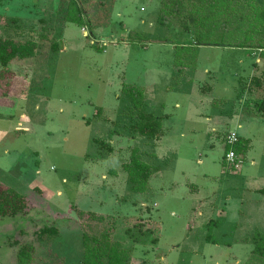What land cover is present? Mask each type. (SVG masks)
Here are the masks:
<instances>
[{
    "label": "rangeland",
    "instance_id": "obj_1",
    "mask_svg": "<svg viewBox=\"0 0 264 264\" xmlns=\"http://www.w3.org/2000/svg\"><path fill=\"white\" fill-rule=\"evenodd\" d=\"M76 1L83 27L65 21L69 0H0V13L7 4V16L16 19L0 23L1 34L38 43L33 57L10 66L16 96L0 105V184L28 204L25 213L0 217V254L16 264L18 248L8 243L16 240L33 244L34 264H82L83 233L108 232L111 242L134 248L131 264H264L244 242L254 231L264 234V194L255 192L264 189V118L241 170L221 165L227 133H242L229 122L231 114L241 106L245 119L247 95L264 100L259 50L181 48L190 35L175 21L169 28L157 24L160 0ZM179 57L191 65L178 69ZM125 84L143 90L147 110L163 118L162 131L191 106L226 125L196 127V135L186 123L190 134L178 143L177 160L162 157L168 133L158 144L142 138L114 144L106 155L95 141L121 140L113 132L133 122ZM133 147L160 168L144 194L128 191L121 167ZM181 170L199 186L197 197L182 193ZM172 182L182 186L172 191ZM140 225L154 242L133 244L126 231ZM44 227L59 235L40 241Z\"/></svg>",
    "mask_w": 264,
    "mask_h": 264
},
{
    "label": "trees",
    "instance_id": "obj_2",
    "mask_svg": "<svg viewBox=\"0 0 264 264\" xmlns=\"http://www.w3.org/2000/svg\"><path fill=\"white\" fill-rule=\"evenodd\" d=\"M70 8L65 15V21L80 25L87 24L82 20V9L76 0H69ZM15 22V18L0 16V23L7 25ZM177 22L184 34H189V44L199 47H218L232 49L255 48L264 57V5L247 0H160L157 14V24L169 28L171 22ZM89 25V22H88ZM168 43V42H167ZM54 47V45H52ZM38 43L35 39L18 40L4 37L0 32V99L4 100L1 106H9L10 99L16 96L12 92L15 75L10 66L15 61L31 58L35 55ZM182 51L181 53H184ZM198 52L193 53L196 57ZM180 54V53H179ZM180 58V57H179ZM176 62L178 67L191 65L192 60ZM121 92L131 106L127 116L133 122L129 123L126 131L145 137L148 141L156 140L162 133V118L155 116L147 110V101L143 90L136 85L125 84ZM254 111L264 118V100L254 102ZM100 110L97 111V115ZM97 145L106 148V155L112 153L113 148L105 141L96 140ZM248 146L239 138L235 147L237 154L245 159ZM222 164L225 166L224 160ZM122 171L126 174L128 191L135 194H144L148 189L149 180L158 170L156 166L143 161L142 153L137 147L130 150L126 161L121 164ZM264 194V189L258 191ZM27 200L15 190L0 184V217H14L27 211ZM131 241L140 245L151 239L152 232L140 226L126 231ZM59 235L55 227H44L37 233L38 239H51ZM249 242L252 244V256L264 257V234L254 231ZM11 245L18 247L17 264H34L35 248L31 243L21 244L16 240L10 241ZM82 264H131L134 248L122 247L110 241L108 232L101 235H82Z\"/></svg>",
    "mask_w": 264,
    "mask_h": 264
},
{
    "label": "crops",
    "instance_id": "obj_3",
    "mask_svg": "<svg viewBox=\"0 0 264 264\" xmlns=\"http://www.w3.org/2000/svg\"><path fill=\"white\" fill-rule=\"evenodd\" d=\"M9 5H7V4H5L4 5V9H3V13H0V16H4V17H6V18H12L11 17V13L10 14H8V16H7V11H8V7ZM11 6V5H10ZM10 11H11V8L9 9ZM4 26H6V25H4ZM197 55H198V53H197ZM197 59V58H196ZM178 69H185L186 67H178V66H176ZM196 67V66H195ZM210 86V85H209ZM209 91H212V87L210 86V88L208 89V91H206V92H209ZM202 92V91H201ZM202 93H204V92H202ZM247 93V92H246ZM241 96H243V95H240V99H242V97ZM243 100H244V104L245 103H247L248 101H249V105H248V107L249 108H246V109H248L247 111L245 110V107H243L242 109H243V111L242 112H245L246 114V117H244L245 119L247 118L248 120L250 119V121L249 122H247V124L245 125V126H242V124H241V121H244V120H242V116H240V114H239V111L241 110V106L239 107V110H237V112H233L232 114H231V116H230V118H229V122L234 126V128H236L237 127V129L238 130H242V133H237L238 134V136H239V138H240V140L242 141V143H244V145L245 146H248V150H247V152H246V154H245V157H246V155L248 154V152L250 151V149L252 148V145H253V143H254V141H255V137H256V133H257V128H259V126H262L263 125V123H260L259 121L260 120H262V117L258 114V113H256L255 111H254V101H253V99L252 98H250V100H248V95H247V98L246 99H242V103H243ZM176 108H178L179 106H178V104H176V106H175ZM192 109V111H189V110H187V116H184L183 117V119L180 121V122H178V123H174V122H172V123H170V120L168 121V123H169V126H167L166 127V129H165V131H162V133H161V135L156 139V140H154V141H156L157 142V144L158 143H161V138L164 136V134H166V133H168V139H167V141H166V144H165V154H163L162 155V157H165V156H169L170 154H172L171 156L172 157H174V158H176V160L178 159L177 158V154H178V151H179V142H183L184 141V139H186V136H187V134H190V133H187L186 131H185V128H187V127H185V124L187 123V125L188 126H192V129H190V132L193 134V133H195L196 135H197V128L199 127V128H207L210 124H212L213 126H215V127H217V126H225L226 124H225V122L223 121V120H221V121H217V120H213V121H216V122H213L212 121V119L211 118H209L210 116L209 115H204L203 114V112L200 110V108H198V107H194L193 108V106H191L190 107V110ZM245 110V111H244ZM200 112L202 113V115L203 116H205L206 118L204 119V118H202V116H199L200 115ZM193 113L195 114V115H193ZM169 113H165L164 114V116L165 117H170V115H168ZM190 117V118H189ZM163 119V118H162ZM217 119V118H216ZM247 120V121H248ZM207 122V123H206ZM176 127H175V126ZM197 127V128H196ZM162 128H163V124H162ZM165 128V127H164ZM194 134V135H195ZM112 135H115V136H118V137H122V139L121 140H116V141H111V142H106L107 144H110L111 145V147L113 148V151H112V153L114 152V144H123V143H126V140H131V139H137V138H142V139H144V140H146L145 139V137H143V136H141V135H138V134H133V133H129V132H127L126 130H125V132L124 131H122V132H120V131H114L113 132V134ZM191 137V136H190ZM192 137H193V135H192ZM154 141H151V142H154ZM134 148V147H133ZM138 148V147H137ZM139 149V148H138ZM157 149H159V147L157 148ZM140 150V149H139ZM141 152V151H140ZM112 153H110L109 155H112ZM142 153V152H141ZM155 160H158L159 158H158V156H157V154L156 153H152V154H150ZM107 157H109V156H107ZM162 159H164V158H162ZM170 159H172V158H170ZM175 160V161H176ZM222 161H223V159H222ZM254 163V162H253ZM221 165L224 167V168H226L223 164H222V162H221ZM252 166H254V165H252ZM157 168H158V170L155 172V173H158L159 172V170H160V168H159V166H156ZM227 169V168H226ZM228 170V169H227ZM248 170V169H247ZM253 172V171H252ZM154 173V174H155ZM153 174V175H154ZM180 174L182 175V177H184V179H185V182L181 185H179V183L178 182H172L171 183V186L169 187L172 191L175 189V187L176 186H182L183 188H182V190H183V194H189V196L190 197H197L198 195H199V193H200V189H199V186L198 185H196V184H194L191 180H189V178L188 177H186V173L183 171V170H181L180 171ZM152 175V176H153ZM251 176H253V178H256L257 177V174L255 175L254 173L253 174H251ZM111 184L113 185V183L111 182ZM255 192H258V189H255ZM142 204H144L145 205V203H142ZM141 204V205H142ZM9 243V245H11L10 244V241L8 242ZM13 246V245H12ZM18 248V247H17ZM17 253H18V251H17ZM0 264H13L12 263V259H11V257H10V261L8 262L7 261V259H6V257L4 256V255H2V254H0ZM16 264H17V256H16Z\"/></svg>",
    "mask_w": 264,
    "mask_h": 264
},
{
    "label": "built area",
    "instance_id": "obj_4",
    "mask_svg": "<svg viewBox=\"0 0 264 264\" xmlns=\"http://www.w3.org/2000/svg\"><path fill=\"white\" fill-rule=\"evenodd\" d=\"M239 142V136L235 131H230L225 137L227 151L223 157L225 167L232 172H239L243 166L244 158L237 154L235 147Z\"/></svg>",
    "mask_w": 264,
    "mask_h": 264
}]
</instances>
